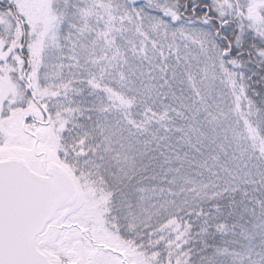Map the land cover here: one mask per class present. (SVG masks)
<instances>
[{
  "label": "snow or ice",
  "instance_id": "snow-or-ice-1",
  "mask_svg": "<svg viewBox=\"0 0 264 264\" xmlns=\"http://www.w3.org/2000/svg\"><path fill=\"white\" fill-rule=\"evenodd\" d=\"M0 264H264V0H0Z\"/></svg>",
  "mask_w": 264,
  "mask_h": 264
}]
</instances>
